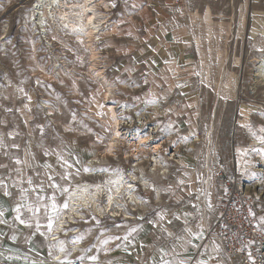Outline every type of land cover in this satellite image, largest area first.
Segmentation results:
<instances>
[{"label":"rangeland","instance_id":"1","mask_svg":"<svg viewBox=\"0 0 264 264\" xmlns=\"http://www.w3.org/2000/svg\"><path fill=\"white\" fill-rule=\"evenodd\" d=\"M41 3L0 0V134L19 132L15 142L23 147L31 132L37 161L50 163L61 172L56 156L45 157L37 147L41 137L35 124H44V146L56 149L63 141V155L73 165L67 170L74 178L65 186L71 189L76 181L95 184L107 174L120 173L126 182H132L133 194L143 203H132L125 196L124 207L113 214L106 209L103 196L99 201L103 213L96 212L91 203V208L80 209L81 217L68 222V231L61 234L68 251L78 247L79 254L68 258L71 264H153V257L159 260L160 247L170 248L176 243L161 225L179 234L185 212L190 214L193 230L202 217L205 237L196 242L208 245L211 252L206 233L221 202L222 172L241 174L258 213L264 216V156L250 150L264 145L240 126H264V83L259 74L264 64V0H128L127 5L124 0H116L115 8L109 0H98V13L105 20L94 49L98 68L112 86L108 100L103 98V86L90 69L86 41L72 36L50 18L46 34L37 25L40 12H35L40 10L36 6ZM17 87H23L32 97L31 113L23 110L27 101L16 93ZM150 93L160 103H144L152 98ZM137 96L140 100L135 99ZM101 104L103 107H98ZM111 106L115 107L122 137L109 154L106 149L116 137V126L107 109ZM4 107L20 108L23 115L5 112ZM49 112L51 116L46 115ZM72 112L77 114L75 123L71 121ZM24 119H28V125ZM69 127L74 131H66ZM109 128L111 131H107ZM5 140L13 142L6 135ZM245 149L249 151L242 155ZM0 162L7 161L0 157ZM84 167L93 170L84 172ZM77 169L79 175H75ZM133 176L137 182L133 183ZM142 180L148 183L147 190ZM180 180L183 185L178 184ZM169 186L171 192L162 191ZM158 190L160 204L155 203ZM65 198L59 195L58 204ZM0 203L9 207L11 201L0 198ZM159 211L165 212L164 221H159ZM173 213L180 214L181 220L169 225L167 220ZM12 215L6 213L9 220ZM93 216L101 221L99 226ZM41 222L46 223L43 219ZM132 227L137 231L128 241L110 242V251L105 253L97 239L104 238L100 236L102 230H107L106 235L123 237ZM0 229L6 233L0 237V251L4 252L0 264H26L25 256L29 262L50 258L47 245L55 242L37 234L32 245L26 244L24 236L31 230L23 226H19L18 240L11 241L8 237L12 230L3 225ZM81 235L84 239L73 245ZM58 248L53 249L54 255ZM177 251L182 249L178 246ZM91 255L98 260L78 259ZM7 256L14 258L9 261Z\"/></svg>","mask_w":264,"mask_h":264},{"label":"snow or ice","instance_id":"2","mask_svg":"<svg viewBox=\"0 0 264 264\" xmlns=\"http://www.w3.org/2000/svg\"><path fill=\"white\" fill-rule=\"evenodd\" d=\"M124 3L127 5L128 0H124ZM109 5L115 8L116 0H109ZM132 7L135 8L136 5L132 4ZM127 35L131 36L132 33L128 32ZM55 39V37H53ZM23 83V81H21ZM37 83H40L37 80ZM144 83L147 84L148 81L145 78ZM48 87H51L48 85ZM177 87H181V85H177ZM16 93L20 94V97L25 99L27 102L23 104V110H27V112L31 113L32 108L30 107V103L32 97L25 91L23 87H17ZM152 98L146 99L144 103L146 104H158L160 103V99L156 98L153 94H149ZM5 100L9 99V97H4ZM59 100V96L56 97ZM136 100H140V97H135ZM47 103V102H46ZM98 107H103V105H98ZM4 111L11 113L13 111L20 112L23 115V111L20 108H12V107H4ZM168 112H171V109H167ZM242 114V113H241ZM47 116H51L52 113L49 112L46 114ZM97 115H103V113H97ZM71 121L75 123L77 121V114L72 112ZM2 123V122H0ZM23 123L28 125V119H24ZM83 124V121L80 122ZM50 126V125H49ZM242 128L248 130L249 134L253 139L259 142V144L264 145V126L259 127L258 129H254L251 123H245L240 125ZM83 127L87 129V131L91 132V129L88 128L86 124H83ZM171 127V125H170ZM35 128L39 130L41 143L37 145L42 150L43 156L47 157L50 155H54L57 158V162L63 171L56 172L53 165L50 163L41 164L36 159L35 153L32 151V140H31V132H29V140H27L22 147L20 143L15 142L17 136L20 135L19 132L9 131L6 134H0V157L6 159L7 162H0V198H7V200L11 201L9 207H5L3 203H0V225L8 226L12 230V235L8 238L11 241H17L20 236L19 226H23L26 229L31 230L28 235L24 236V242L26 244L32 245L34 237L39 234L44 238L45 241H54L55 243H48V257L51 258L53 264H71V261L68 259L71 256V252L65 247V241L59 239L55 232L57 230L62 232H67L68 229L58 228L57 221L60 220L61 215L70 209V202L73 200V194L70 192L68 186H65L66 183L74 178V174L69 172L67 169L73 167L72 164L69 163L68 159L63 155V141L57 145L56 149L51 147H45L43 144V138L45 136V125L41 123L35 124ZM66 131H74L73 128H66ZM107 131H111V129H107ZM5 135L12 139V143H7L5 140ZM117 136L120 135L119 132L116 133ZM99 140L100 138L97 137ZM187 140V137L184 138ZM57 149H60L59 151ZM252 152L257 153L258 155L264 156V147L256 148L252 147L250 149ZM111 152V149H108ZM239 151V150H238ZM249 149H245L242 152V155H247ZM22 153V155H21ZM70 154V153H69ZM79 163V161H76ZM93 168L84 167V172L92 171ZM102 171H106L107 169H101ZM80 169H77L75 175H79ZM251 176H255V173H251ZM64 182V183H61ZM179 185H183L184 181L180 180L178 182ZM99 187V186H97ZM129 189L132 188V185H128ZM119 191V188H117ZM153 191H156L155 187H153ZM164 192H171V186L168 188L162 189ZM64 195L66 198L62 203L58 204V196ZM109 203L112 201V197H108ZM193 208H198L197 205H192ZM213 205L209 202L208 208L211 209ZM76 211H80L77 207ZM11 212L13 215L11 220H9L6 216V213ZM189 213H183V227L179 234L169 231L166 227L161 225L162 231L166 233V235L172 238L176 243L170 245V248L160 247L158 249L159 252V260L157 261L155 257H153V264H227V260L223 258L224 248L221 247L219 243L216 242L215 239L211 242V252H209L208 245L197 243L196 241H203L205 237V230L202 223L196 225V230H193L192 227L189 226ZM249 215L255 217V213L249 209ZM157 216L159 217V221H164L166 219V215L164 211L157 212ZM143 217H141L142 219ZM42 219L46 221L45 224H42ZM95 220L96 224L99 226L101 221L95 216L92 217ZM173 220L180 221L181 215L178 213L172 214V219H168L167 223L171 225ZM264 225V216H260L258 218V226ZM42 227L45 229L42 231ZM116 227H120L116 225ZM224 228H227L228 225L224 224ZM264 231V227L261 228ZM107 230H102L100 236H103V239L97 237L100 246L103 248L105 253L110 251L107 247L110 242L114 241H128L129 236H131L134 232L137 231L136 227H132L129 229L128 233L123 237L117 235H106ZM6 233L0 229V237L5 236ZM84 239V236L81 235L72 241V244L75 245L81 240ZM253 243V241H249L248 244ZM59 246L58 250L60 253H63L64 256L61 258L60 255H54L53 249ZM118 246V245H117ZM182 249V252L177 251V247ZM248 245L245 244L241 248L236 249V251H243L245 247ZM192 249H195V254H189ZM31 251H36L35 248H31ZM127 251V247L124 249ZM12 251V249H9ZM87 251H91L88 249ZM0 257H4V252L0 251ZM13 256H7V260H12ZM248 261L251 264H256L255 259L253 258L252 252H248ZM26 264H48L45 260H32L28 261L27 256H25ZM79 260L83 261L85 259L91 261H97L98 257L95 255L91 256H80ZM231 257H228L230 260ZM110 264V262H109Z\"/></svg>","mask_w":264,"mask_h":264},{"label":"bare ground","instance_id":"3","mask_svg":"<svg viewBox=\"0 0 264 264\" xmlns=\"http://www.w3.org/2000/svg\"><path fill=\"white\" fill-rule=\"evenodd\" d=\"M105 6L106 8L109 7L108 4H105ZM36 7L40 10V11L35 12V13L40 12L39 13L40 15L37 14V16H39L37 19L38 20L37 25H39L42 28V31L44 34H46V29L48 30V28L45 29V25L50 26L51 24L49 23L48 25V21L51 19L58 24L60 23L61 27L64 26L66 31H68L69 34H71L72 36H78L80 40L86 41L85 46L90 51V55H91L90 59L92 61V65L90 69L94 73L95 75L94 77H96V79H98L103 86V89H104L103 98L105 100H108L109 97H111V95L113 94L112 86L108 82L103 71H100L98 68V57H97L98 54H97V51L94 49V40L98 38L97 35L102 34L100 33V31L102 29L101 27L105 20L100 15V13H98V10H97L98 0H42L41 5L37 4ZM32 15L33 14L31 13V16ZM30 19L32 20V17ZM58 24H56L55 26H59ZM259 39L260 37H258L255 40L254 44L257 45L259 42ZM70 74H73V73L70 72ZM259 74H260L261 82L264 83V64L260 66ZM107 109H108L109 116L114 120V125L116 126V133L117 132L120 133L119 128H118L120 125V122L118 120L115 107L111 106V107H108ZM121 137H122L121 133L119 136L116 135L115 139L112 140L111 143L108 145V148L106 149V153H109V154L113 153L114 146L116 143L115 141H117L118 139H121ZM141 140H144V139H141ZM109 148L111 149V152L108 151ZM153 175L154 173H152V176ZM133 179H134L133 181L134 183V182H137L138 178H136V176H133ZM142 183H143L144 188L147 190L148 183L146 184L145 181L143 180H142ZM129 184L132 185V182H126L123 177V174H120V173H114L113 175L107 174L101 180L97 181L95 184H91L85 181L74 182V184L72 185V188L70 189V192L73 194V200L70 202V209L61 215L60 220L57 221V227L58 228H66V227L68 228V225H67L68 222L70 221L74 222L76 218L81 217L80 211H76L75 209L77 207L81 210L85 208L88 209L90 207L89 206L90 203L93 205L96 212L100 214L103 213V210L100 208V205H99V201L101 197L103 196L106 197V209L111 210L113 214H117L119 209L122 210V207H124L123 206L124 201L126 199V198L124 199L123 197L125 196L129 197L127 198L128 201H131L132 203L136 201V203L143 205L141 200H139V198H137L135 194H133L132 192L133 185H132V188L129 189L128 187ZM117 188H119V191H117ZM109 196L112 197L111 203H109L108 201ZM161 202H162L161 192L158 190L157 192H155V203L160 204ZM67 219H69V221H67ZM62 233H63L62 231L57 230L56 236L59 239H62L64 237V235L61 236ZM206 239L210 241V243L212 242L213 239H215L216 242L221 245L220 241L214 235L209 233V230L206 233ZM49 242H54V241H49ZM73 250L74 252H71L72 258H74L77 254H79L78 247H75ZM56 255H60L61 258H63L64 256V254L60 253L59 250ZM223 258L227 260V264H235L231 262L230 260H228V257L225 251L223 252ZM47 262L48 264H53V262L51 261V258H49Z\"/></svg>","mask_w":264,"mask_h":264},{"label":"built area","instance_id":"4","mask_svg":"<svg viewBox=\"0 0 264 264\" xmlns=\"http://www.w3.org/2000/svg\"><path fill=\"white\" fill-rule=\"evenodd\" d=\"M221 202L209 233L221 243L227 257L235 264H251L248 252L251 251L256 264H264V225L258 226V213L253 195L250 193L247 181L241 174L221 173ZM251 209L256 215H249ZM228 227L224 228L223 225ZM249 241L253 243L248 244ZM248 246L243 251H236L243 245Z\"/></svg>","mask_w":264,"mask_h":264}]
</instances>
